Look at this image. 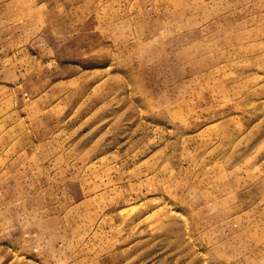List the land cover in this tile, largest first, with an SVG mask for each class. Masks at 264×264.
Wrapping results in <instances>:
<instances>
[{
	"label": "rangeland",
	"instance_id": "obj_1",
	"mask_svg": "<svg viewBox=\"0 0 264 264\" xmlns=\"http://www.w3.org/2000/svg\"><path fill=\"white\" fill-rule=\"evenodd\" d=\"M0 264H264V0H0Z\"/></svg>",
	"mask_w": 264,
	"mask_h": 264
}]
</instances>
